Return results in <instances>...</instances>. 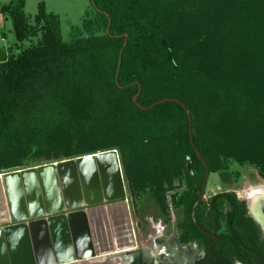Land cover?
<instances>
[{
	"label": "trees",
	"instance_id": "1",
	"mask_svg": "<svg viewBox=\"0 0 264 264\" xmlns=\"http://www.w3.org/2000/svg\"><path fill=\"white\" fill-rule=\"evenodd\" d=\"M227 1L232 2L234 9L228 11L229 15L225 13L227 16L216 15L214 20L207 16V9L194 12L175 9L180 4L178 0L171 5L167 0H94V10L102 16L107 28L109 16L112 20L110 33L106 29L104 37L78 38L72 43L64 41L60 17L49 12L45 3L39 4L34 23L25 11L26 0L1 4V14L11 21L15 45L7 58L1 55L0 133L16 122L28 98L56 91V85L72 88L73 82L84 80L89 73L85 69L98 62L101 51L103 56L113 51L115 60L109 69L113 87L133 101L141 85L139 103L145 109L133 101L138 115L124 120L123 126L133 141L117 148L105 145L106 149L88 154L120 149L126 166L124 150L127 149L131 151L132 164L143 165L150 152L146 145L149 143L159 148L157 159L152 157L156 165L186 169L191 161L201 167V170L195 169V173L203 182L205 168L190 140L186 110L176 102H164L151 108L159 101L176 99L192 116L194 142L210 172L215 153L264 157V16L262 19L251 16L255 12L263 14L264 0ZM243 14L251 16L248 23L237 22ZM38 32L42 34L40 40L24 47V42ZM126 33L129 39L123 51L118 85L116 73ZM80 71L83 73L78 76ZM119 104L116 102L117 107ZM161 107L177 113L168 115L159 110ZM197 117L209 123L208 141L218 152L210 151L213 149H209V144L194 134ZM112 129L108 127L102 132L105 137L102 139L110 140L105 142L120 141V134ZM182 137L187 138L185 146L178 143L177 139ZM90 139L88 137V143L92 142ZM6 142L9 146L10 140ZM198 196L194 194L191 201L190 226H193L191 212ZM220 201L233 209L226 216L235 238L227 241L235 243L240 260L255 264L246 249L255 251L257 248L237 227L245 203L234 193L215 195L209 212L218 219ZM201 210L198 209V216ZM204 216L206 214L202 213ZM263 251L259 249V257L264 258Z\"/></svg>",
	"mask_w": 264,
	"mask_h": 264
},
{
	"label": "rangeland",
	"instance_id": "2",
	"mask_svg": "<svg viewBox=\"0 0 264 264\" xmlns=\"http://www.w3.org/2000/svg\"><path fill=\"white\" fill-rule=\"evenodd\" d=\"M10 1L12 0H0V4ZM167 1L171 5L177 0ZM178 1L180 4L175 9L186 12L207 9L205 11L207 16L214 20L216 15L227 16L230 14L228 11L234 9L232 2L227 0ZM40 3H45L49 12L59 15L65 42L72 43L78 38L106 35V24L102 16L94 10L91 0H26L25 11L32 23ZM246 16L243 14L237 22L248 23L251 16L262 19L264 12L263 14L255 12L248 16L249 18ZM77 27L81 29L78 31ZM41 35V32H38L37 36H32L25 41L23 46L29 47L36 44ZM14 45L11 21L6 20L0 12V49L3 48L0 50V61L3 59L1 55L4 54L7 58L11 54L10 48ZM15 50L14 48V52ZM99 55L98 62L89 64L85 69L89 73L83 77L84 80L78 79V82H73L72 88L64 89L56 85V91H47L43 95L26 100L27 106L19 115L17 114L16 122L6 132L0 133V158H2L0 173L75 158L104 150L105 145L108 148H117L125 142L133 141V137L128 135L123 123L126 118L138 115V112L133 107V101L129 95L119 94L113 87L109 69L115 60L114 52L103 56L101 51ZM78 73V76H81L83 72ZM257 86L260 90V83ZM116 102L120 103L118 107ZM159 110L168 115L177 113L173 109H162V107ZM108 127L120 134V141L105 142L110 140L102 139L105 138L102 132ZM209 127V123L197 117L194 134L208 143L209 149L215 150L210 151L215 153L218 151L213 148L207 137ZM88 137L92 138L90 139L92 142H87ZM7 140H10L9 146ZM177 140L183 146L187 145V138L182 137ZM146 145L150 152H147L143 165L138 163L133 165L131 151L127 149L124 150L126 166L121 157L127 198L137 237L142 245L150 243L165 229L172 232L175 225L189 224V209L193 195H198L203 185L202 180L195 173V169L201 170L199 165L191 161L188 162L186 169L156 165L153 159H157L155 155H160L159 148H154L149 143ZM117 151L121 156V150ZM153 156L155 157L152 158ZM262 189H264L263 156L254 154L247 158L244 155L215 153L206 195L200 208L201 213L206 214L210 220L213 219L209 207L212 198L219 193H234L238 199L248 200L251 193ZM228 208L226 202L220 201V222L223 227L226 225L225 216ZM5 209L7 205L0 204V213ZM247 215L245 206L237 227H246L249 221ZM206 216L203 217V221L213 225V222H206ZM121 255L122 253H119L76 264H114Z\"/></svg>",
	"mask_w": 264,
	"mask_h": 264
},
{
	"label": "water",
	"instance_id": "3",
	"mask_svg": "<svg viewBox=\"0 0 264 264\" xmlns=\"http://www.w3.org/2000/svg\"><path fill=\"white\" fill-rule=\"evenodd\" d=\"M94 4V0H92ZM112 20L109 16L107 32ZM120 51L116 83L122 67ZM134 103L145 109L139 98ZM190 140L205 168V178L192 210L196 212L205 198L211 175L209 165L197 148L193 137L192 116L186 106ZM121 156L117 150H105L45 163L39 166L0 173V264H70L93 260L138 248L137 233L128 202Z\"/></svg>",
	"mask_w": 264,
	"mask_h": 264
},
{
	"label": "flooded vegetation",
	"instance_id": "4",
	"mask_svg": "<svg viewBox=\"0 0 264 264\" xmlns=\"http://www.w3.org/2000/svg\"><path fill=\"white\" fill-rule=\"evenodd\" d=\"M249 196L248 200L239 199L245 203L249 218L246 227H241L242 231H240L250 237L253 245L255 244L254 247L257 248L256 252L246 249L247 254L255 264H264V258L258 255L260 248L264 250V189L255 191ZM202 203L198 209L201 208ZM198 209L197 221L208 234L196 226L191 212L193 226L175 225L172 232L165 229L146 245L140 244L138 240V248L122 252L121 258L114 264H246L237 255L235 243L227 241L235 238L227 216L224 227L221 225L220 217L219 219L213 217L212 220L206 218L207 223L213 222V225H210L203 221L201 212L199 216L197 215ZM232 210L229 207L226 215Z\"/></svg>",
	"mask_w": 264,
	"mask_h": 264
},
{
	"label": "bare ground",
	"instance_id": "5",
	"mask_svg": "<svg viewBox=\"0 0 264 264\" xmlns=\"http://www.w3.org/2000/svg\"><path fill=\"white\" fill-rule=\"evenodd\" d=\"M249 198H250V196H249ZM78 262H83V261H77V262H73V263H70V264H76V263H78Z\"/></svg>",
	"mask_w": 264,
	"mask_h": 264
},
{
	"label": "crops",
	"instance_id": "6",
	"mask_svg": "<svg viewBox=\"0 0 264 264\" xmlns=\"http://www.w3.org/2000/svg\"><path fill=\"white\" fill-rule=\"evenodd\" d=\"M1 5V4H0Z\"/></svg>",
	"mask_w": 264,
	"mask_h": 264
}]
</instances>
